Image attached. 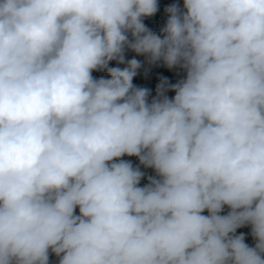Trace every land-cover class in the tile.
<instances>
[{
	"label": "clouds",
	"instance_id": "1",
	"mask_svg": "<svg viewBox=\"0 0 264 264\" xmlns=\"http://www.w3.org/2000/svg\"><path fill=\"white\" fill-rule=\"evenodd\" d=\"M158 10L0 0V264H264V0Z\"/></svg>",
	"mask_w": 264,
	"mask_h": 264
},
{
	"label": "trees",
	"instance_id": "2",
	"mask_svg": "<svg viewBox=\"0 0 264 264\" xmlns=\"http://www.w3.org/2000/svg\"><path fill=\"white\" fill-rule=\"evenodd\" d=\"M182 2L183 0H158V5H159V10L157 11V13L150 17V18H146L144 20L145 25L151 29L152 31L156 32L157 34H159V30L163 27L164 23L166 22V14L164 12V9L169 6L172 3H179L182 6ZM132 58H136L140 61L144 60V57L142 56H136L135 53L133 52H127L126 53V59H132ZM110 66L111 67H116L118 66L116 64L115 61L110 62ZM120 67H124V65H119ZM147 67V65H145L144 67H142L139 71H138V75L133 79V84L137 87H144V88H148L149 90H151L152 95H155V89H156V85L159 83V78L160 77H166L170 83H175L177 80L173 77V74L178 75V70H169L166 67L163 66H153L150 68L147 76L144 75V68ZM92 75L95 78H100L101 76H107L106 73L104 72H93ZM181 76V73L178 75ZM174 92H168L167 95L169 97L174 96ZM125 159H130L132 160V162L135 164L137 163L136 158L135 157H125ZM148 174H152V171L149 169L147 170ZM147 183V180L144 179L141 181V186H143V184ZM227 212V208H225V213ZM205 215H207V212L203 213ZM224 214V213H222ZM250 227H243V228H239L237 229V234L240 233H244L245 234V243H247L249 246H254V240L252 238V236L250 235ZM53 260V264H55V257L51 258Z\"/></svg>",
	"mask_w": 264,
	"mask_h": 264
},
{
	"label": "rangeland",
	"instance_id": "3",
	"mask_svg": "<svg viewBox=\"0 0 264 264\" xmlns=\"http://www.w3.org/2000/svg\"><path fill=\"white\" fill-rule=\"evenodd\" d=\"M182 75H183V74L181 73V76H182ZM181 76H178V75H176V74H173V77H174L176 80L180 79Z\"/></svg>",
	"mask_w": 264,
	"mask_h": 264
}]
</instances>
